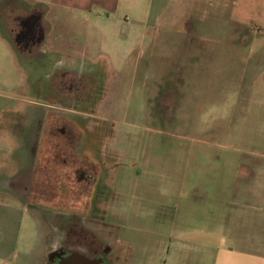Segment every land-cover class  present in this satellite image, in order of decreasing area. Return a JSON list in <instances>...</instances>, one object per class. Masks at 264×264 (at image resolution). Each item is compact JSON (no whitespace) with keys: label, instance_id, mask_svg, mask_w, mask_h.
I'll list each match as a JSON object with an SVG mask.
<instances>
[{"label":"rangeland","instance_id":"1","mask_svg":"<svg viewBox=\"0 0 264 264\" xmlns=\"http://www.w3.org/2000/svg\"><path fill=\"white\" fill-rule=\"evenodd\" d=\"M158 1L69 17L0 0V137L6 129L26 135L30 117L24 123L19 111L30 88L34 98L60 81L58 60L86 62L102 82L94 110L66 117L83 115L82 135L102 153L105 174L123 164L125 187L101 192L96 218L112 208L114 222L103 226L128 223L121 239L114 231L107 240L115 264H221V249L237 248L239 207L264 198V175L251 196L243 193L248 163L264 162V0H195L192 13L202 16L184 0ZM17 39L31 41L34 54L17 51ZM16 152L0 144V158ZM0 195V264H42L39 209L18 207L11 191Z\"/></svg>","mask_w":264,"mask_h":264},{"label":"flooded vegetation","instance_id":"2","mask_svg":"<svg viewBox=\"0 0 264 264\" xmlns=\"http://www.w3.org/2000/svg\"><path fill=\"white\" fill-rule=\"evenodd\" d=\"M14 44L22 55L34 54L30 52L31 41L17 39ZM57 62L65 71L60 81L45 95L34 98L35 89L30 88V100H25L27 113L22 118L26 120L24 123L29 117L30 121L25 127L23 152L28 167L11 180L9 188L17 197L18 206L37 208L44 218L42 264H115V250L107 240L114 231L121 239L128 223L125 218L116 217L117 229L103 226L113 224L112 208L103 211L105 221L97 222L96 218L102 204L101 192L123 191L124 176L119 170L123 164L111 170L115 172L113 175L105 174L107 170L99 157L102 153L97 152L96 145L90 148L82 135L79 124L83 115L75 121L66 117V112L72 110L93 112L101 77L94 67L79 59L62 58ZM91 118L100 120L96 116ZM109 121L106 119L104 123Z\"/></svg>","mask_w":264,"mask_h":264},{"label":"crops","instance_id":"3","mask_svg":"<svg viewBox=\"0 0 264 264\" xmlns=\"http://www.w3.org/2000/svg\"><path fill=\"white\" fill-rule=\"evenodd\" d=\"M31 2V4L38 3L45 9L52 10L55 15L61 16L65 14L69 17H76L80 14H93L98 12L99 16H102V13L111 16L116 15L122 11V1L123 0H24ZM157 1V0H155ZM160 1V0H159ZM158 1V2H159ZM162 1V0H161ZM169 1V0H167ZM166 1V2H167ZM187 4L190 3V12L197 8L195 6V0H184ZM33 2V3H32ZM152 11L163 12L164 6L160 5L151 7ZM198 14H193L194 16H202ZM27 113L26 107H23L19 114L25 115ZM8 136L5 138L0 137V144H11L16 146L15 154L5 156V158H0V193L2 191L9 192L11 180L21 174L23 170L28 167L27 158L23 152V146L25 144V136H18L16 133L9 132L7 129ZM248 163V162H247ZM262 165L254 166L251 168V165L248 163L252 173V176L249 178V184L246 186L247 190L243 191L246 195L251 196L253 189L252 185L256 178L264 175V162ZM246 165V164H245ZM262 166V168H259ZM255 167L257 169H255ZM242 174V172H241ZM243 178L249 176L246 173L242 174ZM243 178L237 183L236 182V192L238 191V184H243ZM3 179V180H2ZM3 182V183H1ZM237 187V188H236ZM253 194V193H252ZM249 196V197H250ZM1 200V195H0ZM16 205L17 199L11 200ZM10 201V202H11ZM260 203H248L239 207V216L234 220V229H233V239L236 241L237 248L221 249V264H264V198ZM192 205V204H191ZM20 207V206H18Z\"/></svg>","mask_w":264,"mask_h":264}]
</instances>
